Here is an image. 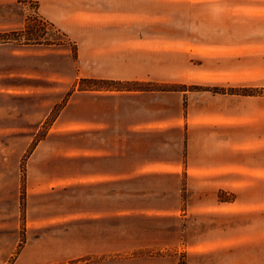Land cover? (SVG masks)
Masks as SVG:
<instances>
[{
	"label": "crops",
	"instance_id": "0c3cea01",
	"mask_svg": "<svg viewBox=\"0 0 264 264\" xmlns=\"http://www.w3.org/2000/svg\"><path fill=\"white\" fill-rule=\"evenodd\" d=\"M39 1L47 19L83 39L85 54L139 51L141 15L130 6L137 1ZM250 7L254 18L264 19V0H251ZM127 33L132 39L124 41ZM85 76L171 82L136 73ZM98 92L89 93L98 110L84 119L82 170L71 167L64 177L38 182L40 188L82 182L83 206L69 211L68 219L82 225L85 245L71 258L95 257L84 264H183V251L184 264H196L221 251L222 261L233 260L237 241L255 239L264 247V223L257 221L264 213L263 94L205 87ZM168 249L172 253H154ZM28 250L20 254L21 264L39 261ZM108 253L111 260L101 257ZM256 259L264 263V253Z\"/></svg>",
	"mask_w": 264,
	"mask_h": 264
},
{
	"label": "rangeland",
	"instance_id": "374dc122",
	"mask_svg": "<svg viewBox=\"0 0 264 264\" xmlns=\"http://www.w3.org/2000/svg\"><path fill=\"white\" fill-rule=\"evenodd\" d=\"M134 1L130 6L141 15L134 48L139 51L85 54L83 39L47 19L42 1L0 0V264H21L27 248L39 261L23 264L94 261L88 255L71 258L85 245L82 225L68 219L69 211L83 206L82 182L38 186L41 177L82 170L84 119L98 110L90 91L205 87L264 95V19L252 16L251 0ZM131 39L127 33L124 41ZM94 72L171 82L85 76ZM261 215L257 221L264 223ZM254 242L237 241L229 262L221 260V251L202 255L196 264H264L256 259L264 247ZM101 257L111 260L112 254ZM179 258L184 264L183 251Z\"/></svg>",
	"mask_w": 264,
	"mask_h": 264
}]
</instances>
